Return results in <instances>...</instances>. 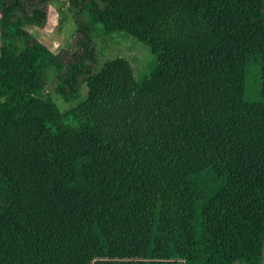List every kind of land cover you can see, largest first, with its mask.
Here are the masks:
<instances>
[{
  "label": "trees",
  "instance_id": "trees-1",
  "mask_svg": "<svg viewBox=\"0 0 264 264\" xmlns=\"http://www.w3.org/2000/svg\"><path fill=\"white\" fill-rule=\"evenodd\" d=\"M52 1L0 0V264H263L264 0H68L57 54Z\"/></svg>",
  "mask_w": 264,
  "mask_h": 264
},
{
  "label": "rangeland",
  "instance_id": "rangeland-1",
  "mask_svg": "<svg viewBox=\"0 0 264 264\" xmlns=\"http://www.w3.org/2000/svg\"><path fill=\"white\" fill-rule=\"evenodd\" d=\"M36 40L57 54L67 44L76 31V25L68 13V0H53L49 7L48 21L43 29L34 26L25 28ZM104 60L125 57L132 65L134 77L139 80L147 66L151 54L148 47L131 36L115 34L99 41ZM57 80L52 72L47 73V91L62 112L67 111L76 102L63 101L56 92ZM86 90L82 92L85 96Z\"/></svg>",
  "mask_w": 264,
  "mask_h": 264
},
{
  "label": "crops",
  "instance_id": "crops-1",
  "mask_svg": "<svg viewBox=\"0 0 264 264\" xmlns=\"http://www.w3.org/2000/svg\"><path fill=\"white\" fill-rule=\"evenodd\" d=\"M263 264H264V258H263Z\"/></svg>",
  "mask_w": 264,
  "mask_h": 264
}]
</instances>
